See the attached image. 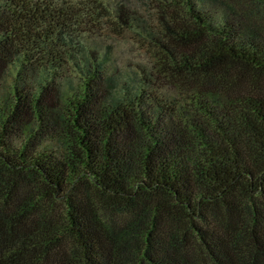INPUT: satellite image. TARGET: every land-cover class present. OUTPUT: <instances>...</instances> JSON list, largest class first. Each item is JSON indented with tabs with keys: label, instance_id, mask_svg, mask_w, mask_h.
Returning <instances> with one entry per match:
<instances>
[{
	"label": "trees",
	"instance_id": "obj_1",
	"mask_svg": "<svg viewBox=\"0 0 264 264\" xmlns=\"http://www.w3.org/2000/svg\"><path fill=\"white\" fill-rule=\"evenodd\" d=\"M130 1L0 0V264H264V0Z\"/></svg>",
	"mask_w": 264,
	"mask_h": 264
},
{
	"label": "rangeland",
	"instance_id": "obj_2",
	"mask_svg": "<svg viewBox=\"0 0 264 264\" xmlns=\"http://www.w3.org/2000/svg\"><path fill=\"white\" fill-rule=\"evenodd\" d=\"M108 2L110 7H114L118 0H102ZM122 1V0H120ZM124 1V0H123ZM203 6L208 9L215 17L222 18L227 16L225 8L216 0H203ZM129 7H133L142 12L145 8L139 1L131 0ZM99 32L91 37L93 45L99 49H104L106 45H110L113 49V55L118 70L133 71L139 63L145 60V54L142 50L138 38L132 34L119 35L115 33Z\"/></svg>",
	"mask_w": 264,
	"mask_h": 264
}]
</instances>
